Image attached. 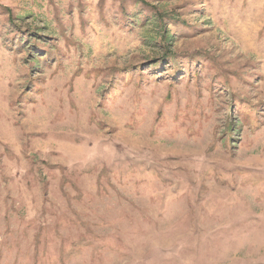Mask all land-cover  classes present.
<instances>
[{
  "label": "rangeland",
  "instance_id": "374dc122",
  "mask_svg": "<svg viewBox=\"0 0 264 264\" xmlns=\"http://www.w3.org/2000/svg\"><path fill=\"white\" fill-rule=\"evenodd\" d=\"M0 264H264V0H0Z\"/></svg>",
  "mask_w": 264,
  "mask_h": 264
}]
</instances>
